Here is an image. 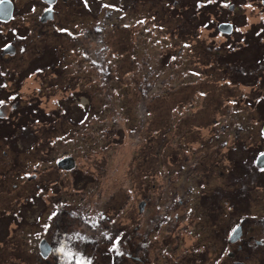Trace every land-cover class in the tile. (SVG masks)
<instances>
[{
    "label": "rangeland",
    "instance_id": "rangeland-1",
    "mask_svg": "<svg viewBox=\"0 0 264 264\" xmlns=\"http://www.w3.org/2000/svg\"><path fill=\"white\" fill-rule=\"evenodd\" d=\"M210 1L202 13L203 0H62L49 25L39 19V0H16L24 38L0 80V264H59L36 247L50 211L58 213L52 237L61 224L73 230L74 221L105 211L126 244L132 221L158 224L163 188L175 199L194 194L195 205L175 204L174 213L192 216L190 235L198 240L201 229L211 254L235 222L264 235V171L256 163L264 151V2ZM127 2L128 14L113 6ZM231 17L239 28L227 36L217 25ZM139 21L142 28L127 25ZM5 42L0 30V48ZM64 156L75 166H59ZM95 228L86 233L106 236V226ZM165 239L174 244L176 236L154 242ZM95 243L88 251L103 255L106 246ZM246 256L264 264V247H245Z\"/></svg>",
    "mask_w": 264,
    "mask_h": 264
},
{
    "label": "flooded vegetation",
    "instance_id": "flooded-vegetation-1",
    "mask_svg": "<svg viewBox=\"0 0 264 264\" xmlns=\"http://www.w3.org/2000/svg\"><path fill=\"white\" fill-rule=\"evenodd\" d=\"M39 1L41 4L39 8V19L45 21L44 24H56L59 13L57 5L62 0H56L53 3H50L47 0ZM87 2H89V0H86V3ZM121 3L124 4V2ZM121 3L113 5L118 10H121V13L119 14H128V12L132 10V8L134 9V7L131 5V2H127L128 4L126 9L124 8L125 5H122ZM202 3L203 5L206 3L208 5L213 4L214 2L210 0H203ZM104 4L108 5L109 2L105 1ZM83 5L86 9L88 8V6L89 9L92 8L91 4ZM207 5L204 7H207ZM12 6L13 8L11 17L7 20L0 18V30L3 31V34L5 35L6 39V42L3 44L4 48H0L2 51L0 54V80H3V76L6 75L5 73H7V71L4 70L7 67H3V65L5 66L4 59L14 57L18 54V52L21 51L18 40H22V38H24V35L22 34L21 30H23V27L25 25L24 22L26 16L22 18L18 17V4L16 0H12ZM101 6L103 7V1L99 5V7ZM33 7L36 8V4H33ZM200 7L202 6H198V9ZM236 9V3L233 2L229 6V11L233 12ZM45 11H48L46 15H44ZM110 14L111 13H108L107 17H109ZM200 18L201 17H199L198 19ZM143 22L145 24L143 28L145 27L146 31L148 30L147 32H149L148 24H150L151 19L143 17ZM204 22L212 23L210 22L209 18ZM222 22L233 23L232 32H224L220 30L219 25ZM7 24H9V26L6 27V30L1 28L2 26H6ZM135 24L136 23H134V25H132V23L130 22L127 23L129 28H142V23H140V21L137 22L138 25ZM217 26L218 31L220 30L221 33L227 36H231L234 32H237L239 28L232 17L230 19H222ZM57 29H61V26L58 25ZM94 29L99 32L103 31V27L100 23H96ZM81 31L82 32L80 33L83 34L84 28H82ZM78 34L79 32L77 34H73V37L75 35V38H79ZM11 44L14 46V48L12 47L10 51H6V53H4L5 47ZM94 64L98 69L101 68V59L98 61L96 58L93 57V65ZM99 86H102L101 82H99ZM0 102H2V97H0ZM1 108L2 106H0V113L2 112ZM1 118L2 117L0 116V125L3 124L1 122ZM257 168L262 172L264 171V168L260 167L258 164ZM161 197H164L166 200L158 204L159 209L156 214L159 215V219L157 220L158 224H153L157 227L153 226L152 229L150 224H147L146 226V224H136L134 223V221H132L129 225L130 229L128 230L126 244H121V238L123 236V234L120 232L121 228L118 227L117 231H113L112 226L108 225V223L112 221V219H114L115 217L105 211L97 217L96 221L94 219L92 221L86 219L83 223L77 218L80 221V225L78 226L75 221L74 225L73 223H71L73 230H68L66 224H61V227H58V232L52 237L47 232L50 231L51 228H53V222L51 219H54V217L58 213L56 211H50L48 213V215H50V223L49 225H44L42 234L43 236L41 235L42 237L39 238L38 246H36L38 248V253L40 254L41 258L49 259L59 264H98L101 263V257H104L105 264H124L122 260L126 259L124 257L125 255L138 264H250L252 256H246L245 259H241L242 250L245 247L252 249H255L259 246L264 247V235L261 237H255L249 230L250 228L245 225L242 220L240 222H235L234 224L229 225L227 227L224 234V243L222 247L220 248V250L215 251L213 254H211L213 250L211 248L210 241L202 238L203 236L201 235V229L197 231L198 240L197 238L196 240L192 239L190 234L195 235L196 232L195 227L191 226L189 222L192 216L185 214V216H187L186 218H179L180 216H178V213H174L176 210H174L173 208H176V205H180L185 202L187 206H189V204L195 205L192 201L193 198H195L194 194H192L191 198L189 196L187 199H185L183 196H181L175 199V196L173 197L166 190V188H163L161 192ZM199 197L202 198L203 195L201 194ZM143 205H145V203H143ZM140 207L141 210L145 209L142 205ZM190 207H192V211L195 210L193 209V206ZM47 218L48 216L46 215L45 219ZM105 226L107 228V231L104 233L106 236L102 235L99 239L97 235H94L93 232L91 234L86 233L87 227H93L92 231H96L97 233V229L95 227H97L99 230L104 229ZM82 227H84V230L81 234L79 230ZM68 228L71 229L70 226H68ZM148 229H151L153 231L148 234ZM32 233L34 232L32 231ZM174 234L176 236V240L173 241L171 239V241L175 242L174 244H169L170 242H168V239H165V241L162 240L161 245L158 246L154 242L157 238H168V236L171 237ZM182 234L188 235L189 238V240H187L188 242H184V244L181 243V240H178L179 235ZM80 240H84L85 244L82 245ZM87 243H91L92 246L95 243L96 248L97 245L101 247H103V245L106 246V248L103 250V255H98V251L94 252L92 248V252H89L88 250L90 249V246H88ZM182 244L183 249L180 251V254H177V251L179 248L182 247ZM61 245H64V247L63 249H61L60 252L59 248ZM153 248H155V250H153ZM247 255H249V253H247ZM258 259L261 261L263 258Z\"/></svg>",
    "mask_w": 264,
    "mask_h": 264
},
{
    "label": "water",
    "instance_id": "water-1",
    "mask_svg": "<svg viewBox=\"0 0 264 264\" xmlns=\"http://www.w3.org/2000/svg\"><path fill=\"white\" fill-rule=\"evenodd\" d=\"M47 1L53 3L56 0H47ZM12 8H13L12 0H5V3L3 5H0V18L4 20L9 19L11 17ZM47 13L48 11H45L44 15H46ZM219 28L223 31L231 32L233 30V24L231 22H222L219 25ZM12 47L14 48L12 44L7 45L5 47V52L10 51ZM257 163L259 166L264 167V151L261 152L260 155H258ZM58 164L63 168L70 169L75 166V159L72 156H64L58 161Z\"/></svg>",
    "mask_w": 264,
    "mask_h": 264
},
{
    "label": "trees",
    "instance_id": "trees-1",
    "mask_svg": "<svg viewBox=\"0 0 264 264\" xmlns=\"http://www.w3.org/2000/svg\"><path fill=\"white\" fill-rule=\"evenodd\" d=\"M204 5H207V3L204 4ZM202 6H203V5H202ZM211 6H212V5L209 4V5H207V7H204L203 9H201V7H200V10H202V13H203V12L205 11V9H207L208 7H211ZM199 17H201V16L198 15V18H199ZM246 46H247V45H246ZM248 47L252 48L251 43H248ZM244 48H247V47H242L241 50L244 49ZM50 50H53V51L56 53V50H57V49H55V48H50ZM254 53H255V52H254ZM261 53H262V52L255 53V56H254V57H256V56H258V55L261 56ZM0 131H1V129H0ZM1 135H3V134H1Z\"/></svg>",
    "mask_w": 264,
    "mask_h": 264
},
{
    "label": "snow or ice",
    "instance_id": "snow-or-ice-1",
    "mask_svg": "<svg viewBox=\"0 0 264 264\" xmlns=\"http://www.w3.org/2000/svg\"><path fill=\"white\" fill-rule=\"evenodd\" d=\"M5 3V0H0V5H3ZM2 103V102H0Z\"/></svg>",
    "mask_w": 264,
    "mask_h": 264
}]
</instances>
